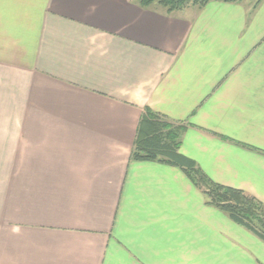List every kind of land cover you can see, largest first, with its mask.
<instances>
[{
  "label": "crops",
  "instance_id": "crops-1",
  "mask_svg": "<svg viewBox=\"0 0 264 264\" xmlns=\"http://www.w3.org/2000/svg\"><path fill=\"white\" fill-rule=\"evenodd\" d=\"M147 107L264 204V0H0V264H264L183 170L132 159Z\"/></svg>",
  "mask_w": 264,
  "mask_h": 264
},
{
  "label": "trees",
  "instance_id": "trees-1",
  "mask_svg": "<svg viewBox=\"0 0 264 264\" xmlns=\"http://www.w3.org/2000/svg\"><path fill=\"white\" fill-rule=\"evenodd\" d=\"M143 7L156 3L166 12L181 9L188 4L202 6L210 0H134ZM243 1V0H224ZM261 0H256V6ZM184 129L165 116L145 108L137 128L132 159L158 161L179 167L189 180L202 191L207 204L225 212L233 221L242 225L264 241V204L243 189L217 182L210 178L199 164L180 151Z\"/></svg>",
  "mask_w": 264,
  "mask_h": 264
},
{
  "label": "rangeland",
  "instance_id": "rangeland-1",
  "mask_svg": "<svg viewBox=\"0 0 264 264\" xmlns=\"http://www.w3.org/2000/svg\"><path fill=\"white\" fill-rule=\"evenodd\" d=\"M255 1H256V0H244V3H245V4H249L250 2H253V3H254Z\"/></svg>",
  "mask_w": 264,
  "mask_h": 264
}]
</instances>
